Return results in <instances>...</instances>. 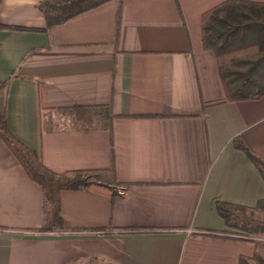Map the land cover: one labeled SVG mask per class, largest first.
<instances>
[{
    "label": "crops",
    "instance_id": "crops-1",
    "mask_svg": "<svg viewBox=\"0 0 264 264\" xmlns=\"http://www.w3.org/2000/svg\"><path fill=\"white\" fill-rule=\"evenodd\" d=\"M41 1L2 0L0 23L45 27ZM223 1L111 0L47 31L0 29L11 131L56 172L114 167L136 183L115 201L65 189V225L82 231L36 233L42 187L0 138V264H239L264 254L229 236L236 229L215 206L253 211L264 199V177L234 146L240 136L264 156V97L229 101L202 42L203 13ZM107 104L112 129L53 110Z\"/></svg>",
    "mask_w": 264,
    "mask_h": 264
},
{
    "label": "trees",
    "instance_id": "trees-1",
    "mask_svg": "<svg viewBox=\"0 0 264 264\" xmlns=\"http://www.w3.org/2000/svg\"><path fill=\"white\" fill-rule=\"evenodd\" d=\"M109 1L111 0H42L39 8L46 19L45 27L0 23V29L47 31ZM119 23L120 10L117 13V28ZM202 42L204 48L213 51L217 57L220 78L229 101L258 100L264 97V2L226 0L207 10L202 15ZM8 85L9 81L0 83V91L4 92ZM53 110L64 116L74 117L83 128L112 129L116 116L108 104L74 105ZM0 138L16 156L28 176L42 187L44 223L33 229L36 233L82 231L65 225L61 213V192L65 189H83L107 194L115 201L122 195L121 191H127L136 184L118 180L114 167L66 172H56L48 168L39 152L27 146L9 128L5 95L3 104L0 105ZM234 146L248 155L264 177V156H258L243 137H236ZM215 206L227 226L247 236L239 239L255 241L256 245H259L255 233L256 229L262 232L263 228L257 224L253 225V221L244 215L247 207L223 201H217ZM259 209H264V199L254 208ZM156 231L158 230L152 228L126 230L130 233ZM202 233L220 234L216 231ZM239 264H264V254L256 253L252 257L241 255Z\"/></svg>",
    "mask_w": 264,
    "mask_h": 264
},
{
    "label": "rangeland",
    "instance_id": "rangeland-1",
    "mask_svg": "<svg viewBox=\"0 0 264 264\" xmlns=\"http://www.w3.org/2000/svg\"><path fill=\"white\" fill-rule=\"evenodd\" d=\"M4 95H5V93L0 91V105L3 104ZM244 215L248 219L253 221V225L257 224V226L260 225L263 228L262 232H259L260 229H256L257 231H256L255 235L257 236L256 239H258L259 246H261L262 251L264 252V209L245 211ZM235 232L239 233L240 231L235 230L233 233H235ZM87 264H99V263L92 261V262H89Z\"/></svg>",
    "mask_w": 264,
    "mask_h": 264
},
{
    "label": "built area",
    "instance_id": "built-area-1",
    "mask_svg": "<svg viewBox=\"0 0 264 264\" xmlns=\"http://www.w3.org/2000/svg\"><path fill=\"white\" fill-rule=\"evenodd\" d=\"M229 236H232V237H234V238H241V237H244V238H246L247 236L245 235V234H242V233H238V232H235V233H229L228 234Z\"/></svg>",
    "mask_w": 264,
    "mask_h": 264
}]
</instances>
